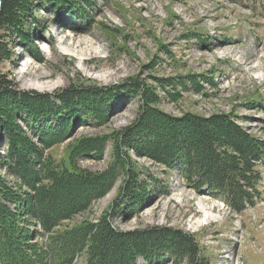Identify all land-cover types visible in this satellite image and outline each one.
<instances>
[{
	"label": "rangeland",
	"instance_id": "374dc122",
	"mask_svg": "<svg viewBox=\"0 0 264 264\" xmlns=\"http://www.w3.org/2000/svg\"><path fill=\"white\" fill-rule=\"evenodd\" d=\"M94 2L96 6L87 9L88 19H81L78 13L57 14L51 9L48 13L38 8L35 15L42 29L36 31V39H44L38 43L41 59H34L15 39V56L0 62V75L24 92L55 95L72 88L139 84L142 91L135 95L122 93L104 125L88 122L77 126L71 138L47 149L49 155L67 162L78 140L123 133L141 117L146 91L155 100L152 107L160 112L207 119L228 115L248 134L264 141V0ZM76 35L88 52L72 45ZM47 44L50 52L46 55ZM182 81L189 86L184 89ZM25 117L18 121L28 132ZM107 140L101 158L79 159L82 169L104 172L110 167L115 160V141ZM6 148L2 140V162L6 161ZM131 159L140 178L155 181L149 204L131 219L122 213L113 215L112 204L127 181V174L122 173L107 195L62 228L84 221L98 223L105 216L113 228L124 233L169 227L189 237L194 242L192 253L211 264H264V175L256 203L238 213L222 196L192 189L178 172H169L162 164L133 152ZM2 162L0 174L16 189V178ZM204 217L210 218L209 223L198 226L196 222ZM33 226L34 231L42 230L38 222ZM39 241L45 245L46 234ZM87 257L84 252L72 264H87ZM138 264L147 263L141 258ZM157 264L192 261L178 256Z\"/></svg>",
	"mask_w": 264,
	"mask_h": 264
},
{
	"label": "trees",
	"instance_id": "16d2710c",
	"mask_svg": "<svg viewBox=\"0 0 264 264\" xmlns=\"http://www.w3.org/2000/svg\"><path fill=\"white\" fill-rule=\"evenodd\" d=\"M2 1L0 62L15 56V39L34 59H41L38 43L43 39H36V31L42 29L35 15L38 8L48 13L50 9L57 14L78 13L88 19L87 9L96 6L94 0ZM137 84L72 88L53 95L20 91L14 81L0 75V143L4 140L7 145L6 161L2 162L0 153V163L19 184L11 187L0 174V264H72L84 252L87 264H138L141 258L157 264L178 256L190 257L192 264H211L192 253L194 242L189 237L169 227L124 233L105 216L98 223L84 221L62 228L107 195L122 173L127 174V181L112 204L113 215L122 213L131 219L149 204L155 181L140 178L132 152L178 172L196 191L222 196L238 213L259 198L263 140L248 134L228 115L207 119L160 112L152 107L155 100L148 91L141 99V117L123 133L78 140L67 162L46 152L71 138L77 126L104 125L123 92L142 91ZM188 84L181 83L184 89ZM24 115L28 132L18 121ZM110 138L115 141L110 167L104 172L82 169L79 159L101 158ZM35 222L41 231L33 230ZM45 234L44 245L39 238Z\"/></svg>",
	"mask_w": 264,
	"mask_h": 264
},
{
	"label": "bare ground",
	"instance_id": "6f19581e",
	"mask_svg": "<svg viewBox=\"0 0 264 264\" xmlns=\"http://www.w3.org/2000/svg\"><path fill=\"white\" fill-rule=\"evenodd\" d=\"M72 45H74V46H76L77 48H79V50H81V51H84L85 53H86V51L88 52L89 50L87 49V47H86V44H84L82 41H80V38L79 37H77V35H76V37H74V39H73V43H72ZM87 49V50H86ZM65 51V50H64ZM225 51V50H224ZM45 53H46V55L50 52V49H45V51H44ZM27 62L24 64V67H26L27 65ZM41 76H39V80L40 79H42V78H40ZM209 217H204L203 219H200L198 222H196V224L198 225V226H204L205 224H208L209 223Z\"/></svg>",
	"mask_w": 264,
	"mask_h": 264
},
{
	"label": "water",
	"instance_id": "95a60500",
	"mask_svg": "<svg viewBox=\"0 0 264 264\" xmlns=\"http://www.w3.org/2000/svg\"><path fill=\"white\" fill-rule=\"evenodd\" d=\"M2 3H3V1L0 0V12H1Z\"/></svg>",
	"mask_w": 264,
	"mask_h": 264
}]
</instances>
